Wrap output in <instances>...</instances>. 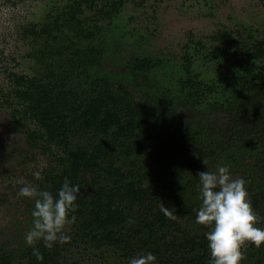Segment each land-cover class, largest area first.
<instances>
[{"label":"rangeland","instance_id":"1","mask_svg":"<svg viewBox=\"0 0 264 264\" xmlns=\"http://www.w3.org/2000/svg\"><path fill=\"white\" fill-rule=\"evenodd\" d=\"M71 1L0 0V247L17 252L12 264H28L18 254L31 247L25 235L34 209L32 199L18 195L23 186L18 181L41 190L47 176L70 167V149L89 150L102 138L79 133L70 146L29 138L27 131L39 130V124L27 116L13 119V108L22 107L13 92L14 74L46 83L56 80L54 71L62 76L58 81L64 87L86 100L96 95V83L123 89L122 106L139 110L136 144L122 137L108 146L114 165L123 174L132 169L145 173L148 189L164 188L162 206L176 214V224L154 230L151 250L143 243L149 231L138 210L126 211L125 221L113 226L116 232L130 234L123 241L107 229L95 232L96 238L83 234L75 221L66 229L71 242L63 244L57 264H130L138 254L149 252L157 257L156 264H191L194 251L175 249L170 242L206 237L210 229L196 222L201 205L198 174L215 172L221 164L234 178L249 182L253 208L264 218V93L259 90L264 55L250 56L264 42V0H123L112 19L98 16L105 5L100 2L81 14L83 28L95 32L91 38L60 28L62 22L55 27L54 18ZM32 26L38 31L50 26L51 33L34 36L28 31ZM223 33L228 35L223 38ZM72 42L92 60L70 68L66 59ZM215 47L231 55L215 57ZM144 59L156 67L138 69ZM189 77L201 88L186 86ZM131 115L124 109V121ZM41 162L46 167L41 169ZM36 171L42 180L35 179ZM76 184L82 193L84 182ZM259 227L264 228V219ZM245 255L242 264H264V246L250 244Z\"/></svg>","mask_w":264,"mask_h":264},{"label":"trees","instance_id":"2","mask_svg":"<svg viewBox=\"0 0 264 264\" xmlns=\"http://www.w3.org/2000/svg\"><path fill=\"white\" fill-rule=\"evenodd\" d=\"M97 1H105L106 5H110L118 10L122 1L116 0H72L75 4L69 8H73L66 13V23L55 25L71 29L80 38L92 37L93 32L85 33L82 28V21L78 16V11H84L86 8L94 9ZM101 12V11H100ZM87 35V36H85ZM81 37V38H82ZM264 42L257 44V50L250 56L253 58L264 55ZM71 51L66 61L71 67L90 62V55H81V50L78 44L72 42V46L67 47ZM215 57H226L231 55L225 50L216 48ZM138 69H149L156 67L155 62L149 59H144L142 64L137 65ZM189 72V71H188ZM53 75L58 80L62 76ZM21 80L20 85L25 86L24 90H16L18 96L25 100H30L32 107H28L31 115L35 117L39 124V130L35 131L34 135L37 138H44L47 143H53L59 146H70L71 140L77 134H93L95 138L101 135L102 138L97 140L91 149H84L78 146L76 149L68 151L70 167L64 170L61 174H51L45 178V183L41 186V190H47L54 196H57L59 189L62 187L64 180L67 178L72 184H76L79 180L84 182V191L77 198L78 209L73 215L76 216L78 228L81 233L88 232L93 238H96L97 231L107 229L109 235H118L115 239L123 241V236H129L124 232H116L113 226H118L125 221V213L138 210L141 217L143 216V228L148 229L147 238L143 241L144 245L151 250L152 236L154 230L163 231L164 227L175 223L174 219H169L161 211L162 200L166 198L165 189L162 188L159 192L148 189L145 185V173L136 172L137 170H129L128 174H123L118 169L112 160L113 151L108 146H112L114 142H119L120 138L129 139L136 144L133 139L135 137L136 118L139 110L134 111L127 106H122L124 99L123 89H117L105 83L104 86L95 84L96 98L87 101L79 96V94L56 89L44 83L27 80L25 77L17 76ZM186 86L194 89H200L201 85L195 83L192 78L185 82ZM196 87V88H195ZM212 88L208 90L211 91ZM259 90L264 93V81L259 85ZM205 89L200 90L203 92ZM199 92L190 94L189 98H193ZM125 115L132 114L131 117L124 121ZM93 131V132H92ZM112 132V134H111ZM137 135V134H136ZM108 162L107 168L103 167V163ZM91 175L89 180L88 176ZM117 176V177H115ZM129 178V179H128ZM112 182L114 183L111 186ZM108 183H111L108 185ZM254 204H257L255 201ZM185 208V206H184ZM127 213V214H128ZM110 227V229H108ZM134 231V229H132ZM139 233V230H135ZM95 233V234H94ZM127 233V232H126ZM136 236L131 235V239ZM142 238H139L141 240ZM170 245L175 249H183L194 251L193 256H190L189 263L191 264H210L209 243L207 238L197 240L194 237L181 241L179 238H174ZM43 255V260H38L33 255V248L18 254L19 259H27L28 264H57L58 257L64 249L63 244L57 243L49 250L44 246L43 241H40L36 246ZM144 247V246H142ZM16 251L7 250L0 247V264H12Z\"/></svg>","mask_w":264,"mask_h":264},{"label":"clouds","instance_id":"3","mask_svg":"<svg viewBox=\"0 0 264 264\" xmlns=\"http://www.w3.org/2000/svg\"><path fill=\"white\" fill-rule=\"evenodd\" d=\"M208 166V160L203 159ZM39 167H46L41 162ZM35 179L42 180L40 171L33 173ZM201 205L196 222L210 229L205 233L209 243L210 264H242L246 259V249L250 244L257 248L264 246V228L259 227L262 218L253 208L252 200L243 178H234L226 165H218L215 172L207 170L198 174ZM23 186L18 195L34 201L32 227L25 235V242L33 248V255L43 260L36 247L40 241L51 250L55 244L70 243L67 227L72 225L78 209L76 203L81 194V186L72 184L67 178L57 196L47 190H38L30 182L20 180ZM161 211L169 219H176L174 210L164 205ZM132 222V221H130ZM157 257L151 252L138 254L130 264H156Z\"/></svg>","mask_w":264,"mask_h":264},{"label":"flooded vegetation","instance_id":"4","mask_svg":"<svg viewBox=\"0 0 264 264\" xmlns=\"http://www.w3.org/2000/svg\"><path fill=\"white\" fill-rule=\"evenodd\" d=\"M116 1H119L120 2V0H116ZM122 1V4H121V6H120V8L118 9V10H121V7H123L124 6V1L123 0H121ZM103 3V4H105L106 2L105 1H97V5H96V7L99 5V3ZM68 5V7H66L65 9H63L61 12H58V16H57V18H54V25H57L58 23H60V22H62V23H66V13L67 12H69V10L71 11L73 8H69V5H70V3L69 4H67ZM73 5H75V4H72L71 3V7L73 6ZM96 7L94 8V9H96ZM87 9H89V8H86V6L84 5V11H78V16L80 17V19H81V21H82V24H83V20H82V18H81V14H84L85 12H86V10ZM90 10H93V9H90ZM118 10H116L115 8H113L112 6H110V5H102V7H101V9L99 10V12H98V16L99 17H102V18H105V19H112V18H114V16H115V14H116V12H118ZM101 11V12H100ZM61 19H63L64 21H62ZM51 27L50 26H48L47 27V30H41V31H38V27H36V26H32L31 27V29H29L28 31L30 32V34L32 33L34 36H37V35H41L42 34V32L43 33H51V29H50ZM82 28H83V25H82ZM96 28H100V26L98 25V26H96ZM84 29V28H83ZM85 30V29H84ZM88 32H93V30H85V33H88ZM94 33L95 32H93L92 33V37L94 36ZM228 35V33H223L222 34V36L221 37H223V38H225L226 36ZM85 36H87V35H85ZM82 37V36H81ZM82 38H91V37H82ZM264 46V45H263ZM216 48H218V47H215L214 48V51H216ZM218 49H222V48H218ZM222 50H225V49H222ZM257 49H255V51H256ZM227 53H230V52H228L227 50H225ZM254 51V52H255ZM253 52V53H254ZM249 53V52H248ZM252 53H250V55H251ZM226 57H228V56H226ZM17 76H19V77H25L27 80H32V81H36V82H38V83H44V84H46V85H49L50 83V86H52V87H54L55 89H56V92H58V90L59 89H63V90H65V91H72V92H74V93H77V94H79L78 92H76L75 90H68L66 87H64L59 81V79L61 78H59L58 80H50L49 82H46L45 83V81L43 82V81H39V80H36L35 78L33 79V78H30V77H28V76H26V75H19V74H14V77H15V89H14V94L17 96V97H19L20 98V100H21V106L22 107H17V108H13V111H12V115H13V119L16 121V120H20V119H22L21 121H23V118H25V116H27V118H30V120L31 121H33L34 123H36V120H35V117L33 116V115H31V113H30V111H29V106L30 107H32V104H31V101L30 100H25L23 97H21V96H18L17 94H16V90L17 89H21V90H24V89H26V87L25 86H22V85H20V83H21V80H19L18 78H17ZM53 81H58V84H56V83H54ZM97 95L98 94H96L94 97H92L91 99H89V100H87V101H90V100H92V99H94V98H96L97 97ZM79 96H81L80 94H79ZM82 97V96H81ZM83 98V97H82ZM34 133H35V131H34V129H32V130H28L27 131V135H28V137L30 138H34V137H36L35 135H34ZM33 144H34V142H33ZM208 250H209V247H208ZM209 256H210V252H209Z\"/></svg>","mask_w":264,"mask_h":264}]
</instances>
